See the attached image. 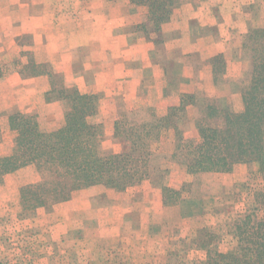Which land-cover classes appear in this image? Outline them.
<instances>
[{
  "label": "crops",
  "instance_id": "0c3cea01",
  "mask_svg": "<svg viewBox=\"0 0 264 264\" xmlns=\"http://www.w3.org/2000/svg\"><path fill=\"white\" fill-rule=\"evenodd\" d=\"M147 12L127 0H0V65L16 58L24 67L27 59L21 53L31 51L36 65H45L52 77L61 76L57 90L76 88L100 96L96 120L111 127L119 109L145 112L152 107L157 117H164L184 94H195L201 109L205 100L215 101L219 109L233 101L239 112L252 68L251 52L243 44L250 29L264 27V0H181L162 26L165 42L158 48L145 33L133 30ZM25 35L29 46L20 45ZM217 55L228 61L222 84L215 83L209 62ZM51 82L46 73L13 71L0 77L5 137L0 149L9 144L13 150L10 118L16 113L37 115L49 131L64 124L66 101L45 100ZM101 190L110 191L94 187L75 193L58 213L73 211L80 217L90 194Z\"/></svg>",
  "mask_w": 264,
  "mask_h": 264
},
{
  "label": "trees",
  "instance_id": "16d2710c",
  "mask_svg": "<svg viewBox=\"0 0 264 264\" xmlns=\"http://www.w3.org/2000/svg\"><path fill=\"white\" fill-rule=\"evenodd\" d=\"M131 1L148 8V20L143 25L147 37L156 32L162 39V25L170 21L176 1ZM247 37L253 47L245 43L244 48L251 51L252 68L250 81L241 93L239 112L230 103L219 109L208 102L204 116L190 121L186 102H193L195 96L183 95L180 105L172 107L164 117L144 123L128 122L124 117L117 121L115 136L129 143V151L104 155L100 152L103 126L95 120L99 113L98 96L81 94L76 88L54 87L53 93L56 91L68 106L64 124L49 131L41 126L37 115L11 116V130L16 133L15 150L9 156L0 153V185L5 179L22 180V172L33 166L39 181L17 188L23 210L32 212L39 208L52 210L71 200L75 193L94 187L125 191L156 171L164 204H175L172 200H177L181 191L164 182L171 170L157 165L153 149L154 144L168 136L175 146L165 159L180 165L187 175L229 174L240 164H255L264 180V27L254 26ZM223 59V55L211 59L216 84L225 83L221 76L226 71ZM219 119L222 125L214 126ZM191 125L197 132L193 137L186 135ZM257 200V208L231 225L236 248L221 252L213 246L214 238L208 233V242L200 246L207 252L201 264H264V190L257 193Z\"/></svg>",
  "mask_w": 264,
  "mask_h": 264
},
{
  "label": "rangeland",
  "instance_id": "374dc122",
  "mask_svg": "<svg viewBox=\"0 0 264 264\" xmlns=\"http://www.w3.org/2000/svg\"><path fill=\"white\" fill-rule=\"evenodd\" d=\"M127 1L147 8L145 5L133 4L131 0ZM175 1L170 20L181 4V0ZM147 20L148 12L145 20L133 30L138 28L145 33L143 25ZM157 34L153 32L151 38H148L145 33L147 39L158 48L164 44L165 39L163 36L159 39ZM20 39L23 41L20 45H30L29 36ZM156 40L162 43L157 45ZM245 43L249 48L253 47L248 37L243 46ZM21 55L26 56L27 65L23 67L19 59L7 58V62L0 65V76L13 71H20L23 75L46 73L52 82L45 100L48 98L50 101L64 102L56 91L53 93L61 76L52 77L45 65H36L31 51H23ZM209 62L213 67V61L210 59ZM223 62L225 67L228 66L225 56ZM224 74L221 73V76ZM98 98L100 106L101 97ZM191 102H186V113L190 121L198 119L196 117L201 118L200 115L205 113V103H214L217 107L215 101L205 100L204 108L201 109V102L197 101L196 96L192 102L194 104ZM234 104L232 101V108ZM65 109H68L67 103ZM144 110L146 113L135 107L124 109L123 112L119 109L112 131L110 124L95 119L96 123L103 126L100 152L108 155L129 151V143L116 138L115 124L123 117L133 123L149 122L157 117L152 107ZM218 125H222L220 119L214 121V126ZM193 128L191 125L187 136L197 134L191 132ZM13 134L12 152H9V144H5L7 148L3 146L0 149L1 154L7 153L5 156L13 154L15 150L16 133L13 131ZM3 140L5 137L3 139L1 135V143ZM10 140V135H7L6 141ZM174 146V140L169 136L153 146L157 165L161 164V167L171 170L164 182L172 189L181 191L179 198L172 200L175 204L171 205L163 202L162 191L158 187L159 174L156 171L151 173L149 179L125 191L101 190L90 194L88 209H83L80 217L72 215L73 211L58 213L67 202L52 210H23L17 188L23 183L39 181L40 176L33 166L31 170L22 172V180L5 179L0 185V264H201L206 260L207 252L200 246L208 242V233L214 238L213 246L221 252L234 250L237 241L230 233L231 225L257 208V193L264 190V180L257 172V166L240 164L229 174L187 175L180 165L168 163L165 159V155L173 152ZM141 213L147 216L143 219Z\"/></svg>",
  "mask_w": 264,
  "mask_h": 264
}]
</instances>
